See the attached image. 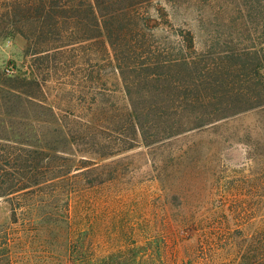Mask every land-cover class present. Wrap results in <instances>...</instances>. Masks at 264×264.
Wrapping results in <instances>:
<instances>
[{
    "label": "rangeland",
    "instance_id": "obj_1",
    "mask_svg": "<svg viewBox=\"0 0 264 264\" xmlns=\"http://www.w3.org/2000/svg\"><path fill=\"white\" fill-rule=\"evenodd\" d=\"M37 1L0 0V188L21 185L28 154L33 164L45 156L51 169L70 171L62 184L73 189L72 224L88 229L85 246L96 253L154 239L149 247L161 250L164 264H261L264 107L236 114L214 107L236 102L240 90H262L255 62L221 51L263 41L264 12L241 14L229 4L221 14L222 0H155L141 9L157 20L143 29L146 37L121 40L126 71L152 57L139 49L146 38L170 54L193 51L196 68L134 69L127 84L135 102L189 106L188 87L198 106L214 111L212 122L151 143L129 122L115 52L87 8L42 11ZM11 216L9 198L0 196V228ZM35 249H28L33 259Z\"/></svg>",
    "mask_w": 264,
    "mask_h": 264
},
{
    "label": "trees",
    "instance_id": "obj_2",
    "mask_svg": "<svg viewBox=\"0 0 264 264\" xmlns=\"http://www.w3.org/2000/svg\"><path fill=\"white\" fill-rule=\"evenodd\" d=\"M153 1L155 0H38L35 3L42 11L64 6L87 8L91 18L95 21L96 28L102 30L101 35L105 36L106 41L115 52L117 64L114 67L124 81L125 93L129 100V111H127L129 122L135 129V133L142 136L144 141L157 143L212 122L214 111H211L210 106H207L205 102L198 106L194 102L197 96L192 95L193 91L188 87L183 96L190 100L189 106L181 103L167 104L165 101H161L159 104L153 102L150 106H139L135 102V91L127 84V73L135 71L134 69L142 67L145 69L150 66L155 69L158 66L180 64L187 68L190 67L191 70L196 68L193 51L190 52L181 47L180 53L170 54L166 49L161 50L151 43H146L147 38L139 49L142 48L141 53L149 52L152 55L149 60L133 63L130 71H126L130 65L121 62V58L117 57L121 40L129 35L132 36L133 33L140 35L146 26L157 20L151 13L141 12L146 4ZM172 1L174 4L180 5L183 0ZM216 2L218 0H214V4ZM219 4L222 6L221 14L223 10L229 9V4H232L234 11L241 12V14L247 10L252 11L251 13L264 12L262 11L264 10V0H222V3ZM164 14L166 15V13ZM261 18H264L262 14ZM141 35L146 37L144 34ZM261 35L264 36V30L261 31ZM250 40H252V35ZM250 42L249 46L221 51V55L247 57L248 60H252V63L255 62L256 73L260 79L264 80V40L260 43ZM191 43L193 44V40ZM162 51L168 53L167 58L163 60L159 58ZM157 75H159L157 72H151L150 78L153 79L150 80L155 81ZM161 92L150 91L149 94L153 98H158ZM237 95L236 102L229 103L231 105H226L227 107L215 106V112L223 110L224 113L231 111L236 114L264 107V83L262 90L253 91L252 95L246 90H240ZM211 97L215 96L211 95ZM178 115H189V117L184 119ZM158 119H163L164 123H167L162 130L153 124V121ZM119 132L121 135H125L123 131ZM149 137H153V139H149ZM29 156L31 157V155H27L25 172L22 175L24 181L21 185L0 188V196L9 198L12 209L11 222L0 228V248L3 251L0 264H33L32 261H37V264H164L161 250L159 251V248L151 250L149 247V244L156 242L154 239L147 240L146 244L134 241L136 243L133 247L125 249L121 247L102 255L87 248L84 239L88 229L85 227L76 229L72 224V196L70 192L73 189L62 184L69 179L70 171L51 169L52 165L47 161L49 158L47 159L45 156H42L41 162L37 161L33 164ZM65 159L66 157L63 158V160ZM46 168H50V171H46ZM90 171L92 170L81 171V175H86ZM49 174H55V176L48 178ZM261 234L264 240V230ZM35 242L37 247L34 246ZM63 246L66 248L64 249ZM31 247L37 248L35 250L41 252L35 259L28 251ZM253 264H257V262ZM261 264H264V253Z\"/></svg>",
    "mask_w": 264,
    "mask_h": 264
}]
</instances>
